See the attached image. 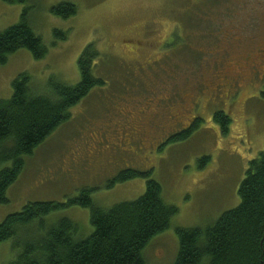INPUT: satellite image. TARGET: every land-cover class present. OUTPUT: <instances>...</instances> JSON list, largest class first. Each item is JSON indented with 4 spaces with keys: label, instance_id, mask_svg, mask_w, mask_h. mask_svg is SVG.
<instances>
[{
    "label": "rangeland",
    "instance_id": "obj_1",
    "mask_svg": "<svg viewBox=\"0 0 264 264\" xmlns=\"http://www.w3.org/2000/svg\"><path fill=\"white\" fill-rule=\"evenodd\" d=\"M62 2L74 4L77 14L53 15L50 8ZM24 8L47 53L41 59L25 48L10 54L0 64V99L12 96L21 73L30 76L34 94L48 93L51 78L78 83L77 61L88 44L98 52L92 74L104 85L24 157L8 202L0 204V223L28 202H64L84 188L94 189L91 198L104 209L133 201L144 193L145 179L113 187L108 181L124 169L150 171L164 202L178 212L142 257L145 264H173L176 229L205 228L235 208L249 161L264 153V80L245 84L252 71L240 63L264 39V0H0V31L19 22ZM54 30L66 39H56ZM218 111L231 120L226 134L213 120ZM197 119L187 139L165 144ZM141 123L152 131L144 138L133 127ZM64 217L78 226L76 239L92 233L89 210L80 206L52 212L45 222ZM10 244L0 245V264L12 259Z\"/></svg>",
    "mask_w": 264,
    "mask_h": 264
},
{
    "label": "trees",
    "instance_id": "obj_2",
    "mask_svg": "<svg viewBox=\"0 0 264 264\" xmlns=\"http://www.w3.org/2000/svg\"><path fill=\"white\" fill-rule=\"evenodd\" d=\"M24 4L28 0H1ZM62 18L77 14V8L62 2L50 8ZM24 8L19 22L0 31V64L8 56L25 48L35 59L43 58L47 49L28 21ZM56 39L67 33L54 30ZM98 56L88 44L78 58L79 81L66 85L51 78L48 93L34 94L30 76L19 74L12 81V96L0 99V204L8 202L7 191L24 169L26 155L70 117L76 106L95 86L104 81L92 74V62ZM264 98V87L261 91ZM221 132H228L230 118L222 111L213 115ZM199 120L172 134L165 144L187 139ZM208 161L203 158L202 163ZM9 162V166L2 167ZM134 178L146 181L144 193L133 201L117 203L108 209L96 205L93 188L82 189L64 202L34 201L21 211L9 214L0 223V245L11 241L12 259L7 264H145L142 251L154 236L166 230L178 209L162 199L161 185L150 171L124 169L108 181L107 186ZM239 204L225 211L205 228H178L179 250L173 264H264V153L249 161L239 188ZM70 206L87 208L92 233L84 239L74 237L78 226L68 218L47 225L45 217Z\"/></svg>",
    "mask_w": 264,
    "mask_h": 264
},
{
    "label": "flooded vegetation",
    "instance_id": "obj_3",
    "mask_svg": "<svg viewBox=\"0 0 264 264\" xmlns=\"http://www.w3.org/2000/svg\"><path fill=\"white\" fill-rule=\"evenodd\" d=\"M253 47L254 48H251L249 50V55H251V57L249 58V62L246 63L244 62V60L240 61V63L243 64V67L248 66L252 71V74L249 76V78H246L243 81L245 84L248 85H250L254 80H261V81L264 80V39L261 41H257ZM133 127L135 128L136 130L135 134L138 137L142 136L144 138V136L147 133L152 132V131L146 132L144 124L142 123L137 127L135 126Z\"/></svg>",
    "mask_w": 264,
    "mask_h": 264
}]
</instances>
